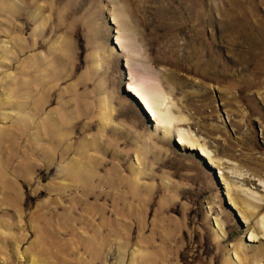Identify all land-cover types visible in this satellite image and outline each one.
<instances>
[{"label":"rangeland","instance_id":"obj_1","mask_svg":"<svg viewBox=\"0 0 264 264\" xmlns=\"http://www.w3.org/2000/svg\"><path fill=\"white\" fill-rule=\"evenodd\" d=\"M119 9L221 162L122 94ZM262 52L264 0H0V264H264Z\"/></svg>","mask_w":264,"mask_h":264},{"label":"bare ground","instance_id":"obj_2","mask_svg":"<svg viewBox=\"0 0 264 264\" xmlns=\"http://www.w3.org/2000/svg\"><path fill=\"white\" fill-rule=\"evenodd\" d=\"M128 16L129 14L127 15L123 10L121 12L120 9L119 12H117L116 15L114 16V20L116 21L117 24L119 23L120 26L118 31V33L120 34L117 39L118 43L120 44L121 49L124 51L125 50L127 51L128 49L127 47L130 48L129 50L130 55L127 59V67L129 69V74H128L127 82L125 84V89L134 95L133 97H135L137 101H139L145 112H147V114H149L157 123L156 125H158L161 128L160 132L163 134L162 135L163 138L166 139L171 138L175 141L177 140L184 148H189L192 150L199 151L201 155H203L205 158H208L212 164L219 163L217 161L220 160L214 158L215 155L212 154V151L210 150L209 146L206 144L207 141L203 142L201 140L202 137L201 138L200 136L198 137L197 136L198 134H195L193 130L185 126L188 125V118L184 114H182L179 110H176L177 108L175 107L176 105L174 104V101L171 98L170 92L164 89L162 83H160L161 81L159 82L156 75L150 73L148 69L145 68L144 70H142L141 63L138 61L140 60L139 58L141 57L140 56L141 52H138L139 49H138V44L136 43L137 41L134 35L135 33L132 27L133 25L131 26L129 24L128 21L130 20ZM254 57H255V61L249 60L247 67L251 68L252 66L258 64L257 65L258 69H255L257 71L253 72L252 75L253 80L240 89L242 90L241 93L250 90L258 85L264 84V65L262 66L260 64V63H264V53L263 52L256 53ZM134 60L135 62H133ZM110 116L111 114L109 113V111L107 112L106 110H104L102 114V118H103L102 123L104 127L110 124L109 123ZM242 122L243 121H241L239 124L235 122L236 125H239L240 130L242 127ZM217 129H219V131L223 130L222 127H217ZM247 192H249V190H247ZM244 207H245V210L243 209L244 212L247 210L248 213L251 212L250 209H248L246 202H244ZM257 224H258L257 225L258 229L264 233V216H262L258 220ZM250 238L251 240L254 238L253 232L251 233Z\"/></svg>","mask_w":264,"mask_h":264},{"label":"water","instance_id":"obj_3","mask_svg":"<svg viewBox=\"0 0 264 264\" xmlns=\"http://www.w3.org/2000/svg\"><path fill=\"white\" fill-rule=\"evenodd\" d=\"M123 70H124V83H126L127 81V78H128V69L127 67L125 68L124 67V62H123ZM122 94H126L128 95L129 97H131V99H133L135 101V103L138 105V107L141 109L142 113H145L143 112V109L141 108V105L139 104V101H137V99L135 97H133V95H131V93H129L125 88H124V84H123V88H122ZM147 117V116H146ZM170 140V139H169ZM172 141V144H174V146L179 149V148H182L180 145H178L173 139H171ZM186 152L187 153H192V154H196L199 158H202V156L198 153L197 150H190V149H186Z\"/></svg>","mask_w":264,"mask_h":264}]
</instances>
